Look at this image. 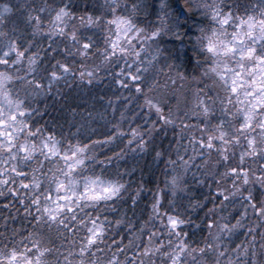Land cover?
Instances as JSON below:
<instances>
[{"label":"clouds","instance_id":"obj_1","mask_svg":"<svg viewBox=\"0 0 264 264\" xmlns=\"http://www.w3.org/2000/svg\"><path fill=\"white\" fill-rule=\"evenodd\" d=\"M0 264H264V0H0Z\"/></svg>","mask_w":264,"mask_h":264}]
</instances>
